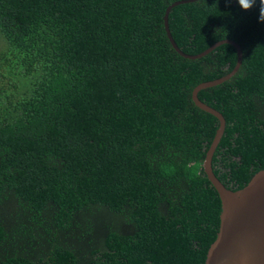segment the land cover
<instances>
[{
	"label": "trees",
	"instance_id": "1",
	"mask_svg": "<svg viewBox=\"0 0 264 264\" xmlns=\"http://www.w3.org/2000/svg\"><path fill=\"white\" fill-rule=\"evenodd\" d=\"M180 1L0 0V264H205L219 122L191 94L237 54L180 57ZM168 26L187 55L241 48L198 93L226 122L213 173L240 190L264 169V24L199 0Z\"/></svg>",
	"mask_w": 264,
	"mask_h": 264
},
{
	"label": "water",
	"instance_id": "2",
	"mask_svg": "<svg viewBox=\"0 0 264 264\" xmlns=\"http://www.w3.org/2000/svg\"><path fill=\"white\" fill-rule=\"evenodd\" d=\"M196 1L199 0L176 2L165 10L163 25L173 50L184 59L197 60L227 44L232 46L237 54L236 64L230 73L197 85L191 94L194 105L219 122L202 164L203 173L216 191L221 204L219 230L207 251L205 264H264V169L257 172L244 188L237 191L227 189L217 179L212 170V157L224 134L226 122L221 113L198 98L200 91L218 86L237 73L242 62L241 48L234 41L222 40L198 55H187L178 48L169 31L168 15L171 9Z\"/></svg>",
	"mask_w": 264,
	"mask_h": 264
},
{
	"label": "clouds",
	"instance_id": "3",
	"mask_svg": "<svg viewBox=\"0 0 264 264\" xmlns=\"http://www.w3.org/2000/svg\"><path fill=\"white\" fill-rule=\"evenodd\" d=\"M226 4L236 3L242 12H249L253 8L258 11V23L264 24V0H225Z\"/></svg>",
	"mask_w": 264,
	"mask_h": 264
},
{
	"label": "rangeland",
	"instance_id": "4",
	"mask_svg": "<svg viewBox=\"0 0 264 264\" xmlns=\"http://www.w3.org/2000/svg\"><path fill=\"white\" fill-rule=\"evenodd\" d=\"M1 36V35H0ZM2 37V36H1ZM1 37H0V45L2 44V40H1Z\"/></svg>",
	"mask_w": 264,
	"mask_h": 264
}]
</instances>
